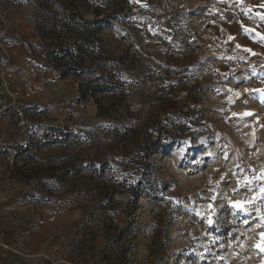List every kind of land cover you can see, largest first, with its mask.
<instances>
[{"label":"rangeland","instance_id":"rangeland-1","mask_svg":"<svg viewBox=\"0 0 264 264\" xmlns=\"http://www.w3.org/2000/svg\"><path fill=\"white\" fill-rule=\"evenodd\" d=\"M6 15L0 206L42 211L55 264H264V0H16ZM102 80L116 94L93 93Z\"/></svg>","mask_w":264,"mask_h":264},{"label":"crops","instance_id":"crops-1","mask_svg":"<svg viewBox=\"0 0 264 264\" xmlns=\"http://www.w3.org/2000/svg\"><path fill=\"white\" fill-rule=\"evenodd\" d=\"M41 214L27 204L0 206V264H55L62 240L49 234Z\"/></svg>","mask_w":264,"mask_h":264},{"label":"trees","instance_id":"trees-1","mask_svg":"<svg viewBox=\"0 0 264 264\" xmlns=\"http://www.w3.org/2000/svg\"><path fill=\"white\" fill-rule=\"evenodd\" d=\"M51 46L55 47L56 45L52 44ZM63 50H64L63 46H58V49L53 48V49H51V51H49L48 57H51V54L53 52L57 53L54 60L57 62V66L61 69V75L63 77H66L68 74H78L77 73L79 70L78 65L80 64L79 63L80 61H76V59H71V60L67 59V55L64 53H61ZM118 82H120V80H118ZM118 86L119 85H117L116 83H115V85L109 84L108 80H102L100 85L94 87L93 90H91V91L93 93L94 92H100V91H111V92H114L116 94V89H118ZM86 90H87V88H86ZM122 193H123V196H125L126 198L133 199L132 200L133 203L135 202V199L138 196V192L135 190L133 191V189L129 190L126 188L125 190H122ZM103 198H107V200H109V195H102V199ZM110 198H112V197H110Z\"/></svg>","mask_w":264,"mask_h":264},{"label":"built area","instance_id":"built-area-1","mask_svg":"<svg viewBox=\"0 0 264 264\" xmlns=\"http://www.w3.org/2000/svg\"><path fill=\"white\" fill-rule=\"evenodd\" d=\"M9 3L4 9L3 7V0H0V17L3 18L7 22L6 13L8 11H12L16 8V0H8ZM18 52L14 51L12 54L9 52L7 53V58L3 59V61L0 62V77L2 79H5L8 81V79H11L12 81L15 80L16 75L12 73V71L7 67V63L9 61H13L15 57L17 56ZM2 234L0 233V243L2 242Z\"/></svg>","mask_w":264,"mask_h":264}]
</instances>
